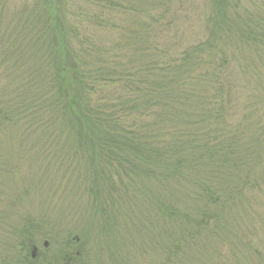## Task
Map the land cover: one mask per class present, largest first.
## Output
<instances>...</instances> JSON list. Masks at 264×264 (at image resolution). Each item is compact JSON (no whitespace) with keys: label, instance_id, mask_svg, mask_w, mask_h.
<instances>
[{"label":"trees","instance_id":"trees-1","mask_svg":"<svg viewBox=\"0 0 264 264\" xmlns=\"http://www.w3.org/2000/svg\"><path fill=\"white\" fill-rule=\"evenodd\" d=\"M197 12L195 0H0V203L18 162L40 165L49 192L80 185L109 246L147 180L168 221L160 264H208L212 240L219 264H264V0H207L186 42ZM39 224L0 220L19 264L35 260Z\"/></svg>","mask_w":264,"mask_h":264},{"label":"rangeland","instance_id":"rangeland-1","mask_svg":"<svg viewBox=\"0 0 264 264\" xmlns=\"http://www.w3.org/2000/svg\"><path fill=\"white\" fill-rule=\"evenodd\" d=\"M206 2L207 0H195L198 12L192 18L195 22L191 25L194 32L191 31L190 27L187 29L186 42L191 41L194 33H199L198 21L201 19V12L205 10ZM14 145L16 146V144L11 143V146H6V149L15 153L13 149L17 147ZM10 150L6 151L10 152ZM11 164L15 167L16 162ZM17 165L20 169L19 176L11 180L12 183L9 185H4L7 190V197L5 196L3 200L20 198L22 202L17 207L15 206L16 208H12L13 210L9 208V200L0 203L2 209L0 210V220L12 221L13 223L19 222L21 219L23 221L25 219L43 220V224H39L37 227L39 232L45 235L33 244L32 253L34 252L35 260L29 261L31 264H62V261L58 259L60 254L63 253L64 255L70 252L74 255L78 250H81V253L78 252L79 258H72V264H160L163 254L162 250L155 246V241L161 240L162 236H165L163 230L168 221L161 216L160 212L158 213L157 209H154L152 201H150L152 191L148 186L151 187L150 183L152 182L148 181L147 183L146 180L141 191H136L139 198L146 201V203H141L143 209H136L133 206V201H131V203H127L126 208L118 212L116 218L119 226L117 229L119 227L120 229L115 234L111 233L108 246L105 244L107 241L103 243L107 235L100 234L96 226L88 225V221L95 222V220L91 218L90 211H87L85 198L83 199L80 195L81 187L76 181L72 179L62 183L64 190H58L54 194V192L48 191L50 183L47 180L54 175L44 172L40 165L37 166V169L32 165L31 170L25 162H18ZM162 193L164 194L166 191L163 190ZM165 200L170 201L169 195L166 194ZM180 205L183 209H187L192 206V201L181 197ZM255 208L257 210H248L251 216L259 214L262 205L256 204ZM241 219L245 222L243 216ZM66 229H73V234L70 236ZM83 229H86L85 235L82 236L80 233L81 238H79L78 232ZM14 230L13 228L10 230L9 237L8 232L6 235L0 232V264H19L17 262L19 256L15 251H12L8 241L15 236L12 232ZM66 242L70 246H67ZM210 244L213 247L212 251L201 252V257L203 255L212 258V261L209 259L206 261L208 264H219L216 262V253H213L218 247V243L216 240H212ZM224 246L227 250L228 245L225 244ZM192 262L194 261L191 258L187 264H192Z\"/></svg>","mask_w":264,"mask_h":264}]
</instances>
